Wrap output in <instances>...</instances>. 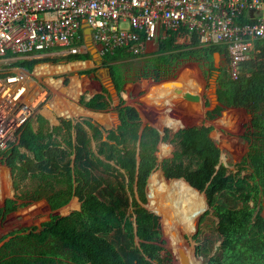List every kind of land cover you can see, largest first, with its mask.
<instances>
[{
    "label": "trees",
    "instance_id": "obj_1",
    "mask_svg": "<svg viewBox=\"0 0 264 264\" xmlns=\"http://www.w3.org/2000/svg\"><path fill=\"white\" fill-rule=\"evenodd\" d=\"M263 45L261 41L257 48ZM198 48L207 53L212 63L214 53L223 55L219 46L199 47L194 38L188 46L177 45L170 37L158 44L139 75H131V70L118 61L142 56L123 50L104 56L115 60L106 64L112 90L119 99L115 129L105 130L89 118L76 123L59 119L58 125L50 126L44 117L35 115L26 122L16 144L0 160L9 175L14 170L15 192L0 207V223L18 209L41 200L51 214L39 227L11 233L0 246V264H128V260H135L136 264H172L163 246L158 219L142 207L146 203L145 187L158 167L157 157L169 153V146L161 144L164 142L173 148L159 167L165 184L182 179L186 187L200 193L193 190L199 210L207 204L217 219L220 243L212 256L204 258V264H264V67L251 72L256 57L242 64L244 74L236 81L218 76L215 91L217 103L253 113L260 136L242 158L249 169V180L237 178L238 173H229L220 163V151L209 139L207 127L192 126L174 133L164 130L161 135L151 126H142L137 110L120 98L126 84L157 78L163 69L194 54ZM49 52L25 55L32 58L17 60L13 66L31 72L40 64L59 63L55 58L34 57ZM16 56L19 55L6 57ZM89 58V54H74L62 59L76 62ZM94 71L81 74L88 76ZM215 72L212 65L209 75ZM110 98L108 90L101 87L90 99L85 98V107L104 111ZM95 173L116 181L118 191L111 202L103 199L102 192L95 191ZM24 179L35 181V186L31 191L19 192ZM128 195L133 222L126 215ZM73 198L80 203L78 211L63 217L54 214ZM160 208L167 212L163 206ZM120 232L131 254H123L110 238Z\"/></svg>",
    "mask_w": 264,
    "mask_h": 264
},
{
    "label": "rangeland",
    "instance_id": "obj_2",
    "mask_svg": "<svg viewBox=\"0 0 264 264\" xmlns=\"http://www.w3.org/2000/svg\"><path fill=\"white\" fill-rule=\"evenodd\" d=\"M175 44L189 45L187 41L183 40ZM151 47L152 44H149L147 53L142 57L118 62L125 64L131 70V75L134 72L139 75L142 72L143 64L154 54V51H150ZM155 48L157 50V47ZM65 54L66 50H58L51 52L49 56L37 55V58L58 59L59 63L55 65L48 64L47 73L45 70L36 73L37 67L28 73L30 79L27 81V86L36 90L35 94L42 101L35 114H39L40 109L46 108L43 114L49 118L48 123L52 126L57 125L60 118L71 120L73 123L89 118L105 130L115 129L118 125L116 108L119 99L112 90L108 78V69L106 68V64H112L115 60L90 55L89 60L67 62L62 59ZM255 56V62L250 68L251 72L257 67H264V45ZM16 57V60L7 57L0 60L1 75L12 76L22 73V70L14 67L13 64L17 60L29 57ZM78 62H82V64ZM74 63H78L80 66H70L66 70L53 68L69 66ZM212 65L217 72L209 75V68ZM90 69H95V71L88 76L81 74L83 71ZM218 76L221 79H228L225 73L223 56H219L217 63H212L207 53L198 48L194 54L180 59L173 66L163 69L159 77L139 79L126 84L120 98L126 105L137 110L142 126H151L157 129L161 135H164V130L174 133L192 126L203 125L207 127L209 139L220 151V163L227 168L229 173H238L237 178L249 180V169L242 158L249 147L257 142L260 132L254 125L252 112L215 103ZM191 79L194 80L189 81ZM101 87L106 88L111 95L109 107L104 111L89 112L85 107L87 103L85 98L90 99L99 92ZM187 87L192 91L184 90ZM193 96H199V99L195 100ZM184 102L186 103L184 104ZM50 113H52V116ZM161 144L169 146V153L161 158L157 157L158 167L149 177L145 187L146 203L142 204V207L158 219L162 238L165 242L163 246L165 251L170 254L172 264H180L183 256L192 257L197 264H204V258L212 256L220 243L216 232L217 219L201 199L205 205L204 208L200 209L199 213H195L190 223L182 222L176 212L178 203L176 185L181 180H172L165 184L159 168L162 160L170 157L173 148L166 142ZM91 145L95 151V142H92ZM4 167L6 166L0 163V206L5 198L12 195L11 180L14 170L10 168L11 173L9 175L8 170ZM95 177V191L102 192L103 199L106 202H111L112 195L118 191L116 181L110 176L98 173H95ZM34 186L35 181L24 179L20 183L18 191H31ZM130 203L131 197L128 195L126 215L133 222V217H130L132 212V208L129 206ZM79 205L78 200H71L64 208L57 210L54 214L62 217L67 216L71 212L78 211ZM160 206H163L167 212H164ZM262 206V214H264V202ZM48 218L49 211L44 202L31 203L26 208L11 213L0 223V240L5 237L8 240L7 237L11 233L23 228L39 227ZM133 226L135 225L133 224ZM110 238L115 240L117 246H120L123 254H131L126 248L123 232L112 234ZM2 243L3 241H0V246ZM128 261V264H136L135 260Z\"/></svg>",
    "mask_w": 264,
    "mask_h": 264
},
{
    "label": "built area",
    "instance_id": "obj_3",
    "mask_svg": "<svg viewBox=\"0 0 264 264\" xmlns=\"http://www.w3.org/2000/svg\"><path fill=\"white\" fill-rule=\"evenodd\" d=\"M170 37L219 46L236 81L264 41V0H0V59L58 50L143 56ZM29 79L0 74V160L42 104Z\"/></svg>",
    "mask_w": 264,
    "mask_h": 264
},
{
    "label": "bare ground",
    "instance_id": "obj_4",
    "mask_svg": "<svg viewBox=\"0 0 264 264\" xmlns=\"http://www.w3.org/2000/svg\"><path fill=\"white\" fill-rule=\"evenodd\" d=\"M70 66H80L79 64H73L69 66H64V67H54V68H62V69H68ZM49 67H46L45 72L47 73ZM52 69V68H50ZM53 70V69H52ZM51 70V71H52ZM54 71V70H53ZM52 71V72H53ZM51 73V72H50ZM183 88V87H182ZM184 90L187 91H192L189 87L185 88ZM183 93V92H182ZM179 94V93H178ZM188 95V94H186ZM185 95V96H186ZM184 96V97H185ZM180 97V96H179ZM183 99V98H182ZM179 102V101H178ZM188 102V101H187ZM200 102V101H199ZM186 102H184L185 104ZM54 104V103H53ZM183 104V105H184ZM200 104V103H199ZM190 105V104H189ZM185 107V106H184ZM187 107V106H186ZM200 108V107H199ZM185 111V110H184ZM189 111V110H188ZM62 112V111H61ZM182 112V111H181ZM197 112V111H196ZM195 112V113H196ZM60 113V112H59ZM183 114V113H182ZM198 114V113H197ZM184 116V115H183ZM161 117V116H160ZM150 120V118H148ZM163 120V119H162ZM176 192L178 194V203L176 207V212L179 215L180 219L182 220L183 223H190L191 218L199 211V207L197 204V201L195 198H197V194L186 187L182 181L179 182L176 185ZM199 213V212H198ZM180 264H197L195 260H193L192 257L189 256H183V259L181 260Z\"/></svg>",
    "mask_w": 264,
    "mask_h": 264
},
{
    "label": "crops",
    "instance_id": "obj_5",
    "mask_svg": "<svg viewBox=\"0 0 264 264\" xmlns=\"http://www.w3.org/2000/svg\"><path fill=\"white\" fill-rule=\"evenodd\" d=\"M153 48V47H152ZM51 54V52H49V53H44V54H41V55H38V56H49ZM10 56H12V55H10ZM37 55H35L34 57L35 58H37L38 57ZM4 58H6V56L4 57ZM8 59H14V60H16L17 59V57H7ZM23 58H26V57H23ZM32 57H29V58H27V59H31ZM40 58H42V57H40ZM2 59V58H1ZM0 59V60H1ZM78 63H81L82 64V62H78ZM78 63H74V64H78ZM49 65L48 64H44V65H42V64H40L39 66H37V68H36V73L38 72V71H43V70H45L46 69V67H48ZM36 67V66H35ZM35 67H33V68H35ZM60 67V66H59ZM54 68V67H53ZM21 69V68H20ZM38 69V70H37ZM22 71H24V72H27V73H30V72H28V71H26L25 69H21ZM100 91V90H99ZM215 103H217V100H216V97H215ZM44 110H46V108L45 109H43V110H39L38 111V113L39 114H36V115H41L42 117H44L47 121H50L49 120V118H47L46 116H44V114H43V112H44ZM243 110V109H242ZM89 112L91 111V110H88ZM245 111H247V110H245ZM92 112V111H91ZM50 115L52 116V113H50ZM117 117V116H116ZM61 119V118H60ZM58 122H59V120H58ZM58 125V124H57ZM50 126H52V125H50ZM55 126V125H54ZM247 152V151H246ZM246 154V153H245ZM12 181V180H11ZM11 187H12V195L10 196V197H8V198H6V199H11V198H13V195H14V189H13V185H12V182H11ZM5 199V200H6ZM74 199H76V198H73L72 200H74ZM4 200V201H5ZM77 200V199H76ZM3 201V202H4ZM3 202H2V204H1V206L3 205ZM40 202H44L45 204H46V202L45 201H43V200H41V201H38V202H34V203H40ZM0 206V207H1ZM46 206H47V204H46ZM65 207V206H64ZM63 207V208H64ZM79 207H80V205H79ZM24 208H26V207H24ZM47 208H48V206H47ZM18 210H20V209H18ZM48 211H49V215L51 214V211L49 210V208H48ZM8 239V238H7ZM6 240V239H5ZM5 240L3 241V243L5 242ZM2 243V244H3Z\"/></svg>",
    "mask_w": 264,
    "mask_h": 264
},
{
    "label": "water",
    "instance_id": "obj_6",
    "mask_svg": "<svg viewBox=\"0 0 264 264\" xmlns=\"http://www.w3.org/2000/svg\"><path fill=\"white\" fill-rule=\"evenodd\" d=\"M86 31V33L88 32L87 30H85ZM90 54L91 55H94V50H91L90 51ZM219 53H214V55H213V62L214 63H217V61H218V59H219ZM194 98H195V100H198L199 99V96H193ZM175 180H177V179H175ZM180 180H182V179H180ZM189 186V185H188ZM190 188H192L191 186H189ZM193 189V188H192ZM195 190V189H194ZM197 193H199L197 190H195ZM200 194V193H199ZM206 203V202H205ZM206 206H207V204H206ZM208 207V206H207Z\"/></svg>",
    "mask_w": 264,
    "mask_h": 264
}]
</instances>
